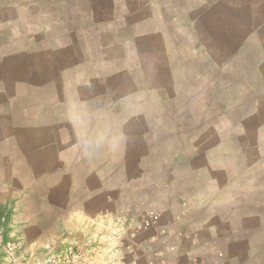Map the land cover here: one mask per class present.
Returning <instances> with one entry per match:
<instances>
[{"label": "rangeland", "instance_id": "rangeland-1", "mask_svg": "<svg viewBox=\"0 0 264 264\" xmlns=\"http://www.w3.org/2000/svg\"><path fill=\"white\" fill-rule=\"evenodd\" d=\"M154 16L115 31L119 60L56 140L64 156L48 152L45 173L40 160L0 203V231L39 255L67 239L104 264H173L191 213L219 227L231 264H264V0H184ZM62 158L68 171L51 167Z\"/></svg>", "mask_w": 264, "mask_h": 264}, {"label": "crops", "instance_id": "crops-1", "mask_svg": "<svg viewBox=\"0 0 264 264\" xmlns=\"http://www.w3.org/2000/svg\"><path fill=\"white\" fill-rule=\"evenodd\" d=\"M183 1L0 0V203L11 204L15 191L30 186L40 160L45 173L48 152L64 156L68 146L56 148V140L69 135L81 109L85 116L93 91L87 88L95 85L100 69L119 60L123 44L115 31H133L136 21H155L154 15L181 8ZM55 165L65 172L71 162L62 158ZM182 216L191 226L181 232L180 245L172 246L173 264H231L228 248L214 243L219 227L204 223L213 220ZM33 228L18 227L25 244L33 241ZM196 230L212 235L197 239ZM183 239L189 243L182 245Z\"/></svg>", "mask_w": 264, "mask_h": 264}, {"label": "built area", "instance_id": "built-area-1", "mask_svg": "<svg viewBox=\"0 0 264 264\" xmlns=\"http://www.w3.org/2000/svg\"><path fill=\"white\" fill-rule=\"evenodd\" d=\"M58 248L53 243L43 245V254L21 247L19 241L0 231L1 264H104L99 256H92V251L85 247H77L75 243L64 239ZM108 264H136L132 260H122Z\"/></svg>", "mask_w": 264, "mask_h": 264}]
</instances>
